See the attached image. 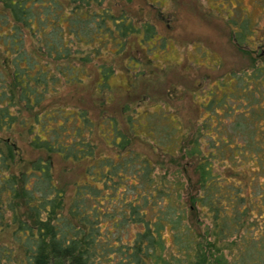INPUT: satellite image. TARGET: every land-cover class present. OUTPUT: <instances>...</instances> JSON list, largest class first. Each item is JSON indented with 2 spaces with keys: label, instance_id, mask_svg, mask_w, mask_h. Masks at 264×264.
<instances>
[{
  "label": "trees",
  "instance_id": "1",
  "mask_svg": "<svg viewBox=\"0 0 264 264\" xmlns=\"http://www.w3.org/2000/svg\"><path fill=\"white\" fill-rule=\"evenodd\" d=\"M111 1L0 0V264H264V238L248 228L262 218L264 232L262 209L253 213L259 197L253 201L251 194L263 188L264 51L251 55V69L223 77L220 98L209 91L216 107L257 97L259 111L246 115V130L223 135L226 128L212 114L193 131L181 130L160 109L145 124L169 163L154 160L132 146L136 117L127 116L129 133L112 116L96 123L85 108L47 102L62 85L90 79V64L97 92L110 90L116 68L105 55H122L132 36L142 33L140 44L150 52L163 46L153 42V22L138 21L123 7L116 11ZM226 2L234 41L251 54L260 27ZM255 3L264 8V0ZM130 65L133 85L143 71ZM96 132L111 152L99 148ZM21 140L39 153L25 157ZM55 154L85 163L68 200L67 186L54 175ZM239 156L259 169H236ZM240 197L251 203L254 219L231 201ZM234 216L247 218L237 228Z\"/></svg>",
  "mask_w": 264,
  "mask_h": 264
},
{
  "label": "rangeland",
  "instance_id": "2",
  "mask_svg": "<svg viewBox=\"0 0 264 264\" xmlns=\"http://www.w3.org/2000/svg\"><path fill=\"white\" fill-rule=\"evenodd\" d=\"M110 4H117L114 6L116 11L123 7L129 14L139 19L138 21L153 22L158 33L153 42L162 41L163 46L150 52L147 49L148 45L140 44L142 33L132 36L122 55L111 52L105 55L108 60L107 64L116 68V74L111 78L112 88L110 90L103 93L97 92L95 87L98 78L97 69L93 64H90L92 71L90 79L83 85H62L47 102L85 108L96 123H99L104 116H112L118 125L128 132L130 130L127 116L136 117L135 123H140V125L137 127L138 134L132 135V146L146 152L154 160L165 159L166 161L168 156L155 149L148 133L145 116L149 113H158L160 109L161 111L167 110L170 117L177 121L175 124L181 125V130L189 129L190 131L209 120L208 118L212 114L214 115L213 122L220 129L226 128V130H222L223 135L227 131L235 134L236 137L245 129L243 122L247 119L246 115L251 114L250 116L256 117V113L259 111L258 104L255 108L257 97L242 105H239L241 103L235 104L234 108L230 107L233 103L226 101L223 104L222 100L220 106L216 107L211 101L213 96L209 91H216L215 98H220L223 92V85L220 84V81H223V77L246 68L251 69V55L257 58L259 54L257 52L261 49L264 51V8L262 5L256 4L255 0H233V4L243 8L240 13L244 14V11L250 14L255 26L260 27L256 29L253 36L257 45L251 50L252 53L248 54L234 41L230 24L225 16L226 12H229L228 9L231 11L229 15L233 14V8L231 3L227 5L226 0H131L129 2L112 0ZM130 55H137L142 62L136 63ZM101 60L99 58L97 63ZM146 60L150 63H147ZM130 63L131 69L137 72L143 71V76L134 79L133 85H130L133 78L127 66ZM231 82L236 83L234 80ZM260 91L262 90L260 89ZM105 97L108 99L105 100ZM260 99L264 100V96L261 95ZM215 107L219 112L215 113ZM213 130L212 132H214ZM216 133L219 131H215ZM94 138L103 152H111L110 147L97 132ZM237 140L241 142L240 139ZM19 144L23 155L27 158L39 153V151L31 150L23 140L19 141ZM252 156L256 157V154L253 153ZM239 159V163L235 165L236 169L251 172L259 169L257 161H244L240 156ZM53 160L55 178L59 183H64L67 186L66 197L68 200L73 192V181L82 176L85 163L79 164L65 160L57 154L53 156ZM167 163L169 162L167 161ZM235 179L238 181L237 178ZM259 180L263 182L261 194L251 193L253 201L259 197V202H257L259 207L253 208V213L258 211L257 214H259L262 209L261 216H263L264 176H261ZM257 182L259 181L257 180ZM254 184L255 180L248 188L251 192ZM241 195L246 196V191H242ZM235 198L231 201L239 208L245 207L243 215L246 216L249 206L252 207L251 203L246 199L241 200L242 197ZM253 215L248 214V217L253 218ZM244 218L247 217L234 216L237 228L245 221ZM216 219L220 221L219 218L216 217ZM261 221L263 222L262 218H255L254 225L248 223V228L249 232L264 238V232L260 233L259 230L263 226ZM246 232V230H242L240 233L242 235ZM239 238H241L240 235Z\"/></svg>",
  "mask_w": 264,
  "mask_h": 264
}]
</instances>
